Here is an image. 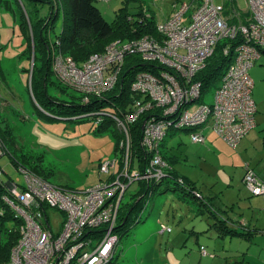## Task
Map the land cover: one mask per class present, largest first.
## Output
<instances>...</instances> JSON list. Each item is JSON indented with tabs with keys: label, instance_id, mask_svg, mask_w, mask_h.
Returning <instances> with one entry per match:
<instances>
[{
	"label": "built area",
	"instance_id": "1",
	"mask_svg": "<svg viewBox=\"0 0 264 264\" xmlns=\"http://www.w3.org/2000/svg\"><path fill=\"white\" fill-rule=\"evenodd\" d=\"M244 1L247 9L239 7L238 0L174 4L170 16L157 24L159 37L116 39L81 65L70 55L53 52V70L59 80L83 95L84 101L90 96L101 98L117 85L129 55L150 63L151 70L140 71L131 85L133 94L139 95L132 109L115 116L124 138L116 156L100 163V175L107 174L106 179L86 189L70 188L22 169L26 184L19 188L14 181L4 183L0 167V185L7 186L3 201L23 220L8 264L110 263L120 241L118 217L131 185L158 182L170 175L172 167L162 153V142L170 130L188 129L193 142L203 143L205 126H210L236 147L256 125L251 69L264 54V0ZM190 9L194 12L187 18ZM222 38H241V42L223 48L226 56L234 55L216 87L215 102L202 103L191 111L190 105L202 100L205 91L203 81L195 77ZM140 121V143L146 153L143 167L134 158L131 134ZM3 155L0 138V160ZM244 181L253 194L264 195V181L254 170L247 168ZM152 196L148 193L146 202Z\"/></svg>",
	"mask_w": 264,
	"mask_h": 264
},
{
	"label": "rangeland",
	"instance_id": "2",
	"mask_svg": "<svg viewBox=\"0 0 264 264\" xmlns=\"http://www.w3.org/2000/svg\"><path fill=\"white\" fill-rule=\"evenodd\" d=\"M126 1L132 11L144 6L157 22L174 11V4L191 2L98 0L96 5L112 23ZM238 3L247 7L244 0ZM193 12L190 9L186 17ZM61 24L62 17L58 27ZM26 39L17 17L0 3V120L5 125L8 123L14 134L13 141L6 142L7 150L14 157L6 153L0 160L5 173L3 179L14 181L21 188L26 184L22 169L29 171L27 168L40 164L47 180L54 184L80 189L94 186L101 178L108 177L107 174L101 177L99 166L116 156L115 132L119 129L113 123L103 131L90 117L80 120L56 117L39 109L27 86L28 78L31 85L35 53L32 66V59L29 61L26 57ZM53 56L51 53L52 60ZM54 74L58 78L56 71ZM251 75L252 95L258 110L256 125L236 147L217 136L210 126H205L206 142L203 143L193 142L191 131L183 130L169 132L164 141L165 148L177 159L175 170L195 184L194 193L198 198L214 197V204L224 210L222 215L214 208L211 211L200 206L199 200L182 196V192H155L149 198L142 220L131 222L127 233L121 236L113 263L109 264H264V195L253 194L244 181L247 168L264 181V54L253 66ZM53 81H48L47 88L60 98L70 100L74 99L73 94H79L64 91L55 78ZM215 95L216 87L205 90L202 100L195 101L189 109L195 111L202 103L213 104ZM15 158L27 168H17L12 160ZM137 186L135 183L130 187L124 203L134 201L131 193ZM226 217L245 223L247 226L239 229L246 234L221 237L227 234L219 233L214 224L216 219Z\"/></svg>",
	"mask_w": 264,
	"mask_h": 264
},
{
	"label": "trees",
	"instance_id": "3",
	"mask_svg": "<svg viewBox=\"0 0 264 264\" xmlns=\"http://www.w3.org/2000/svg\"><path fill=\"white\" fill-rule=\"evenodd\" d=\"M97 1L0 0V3H4L5 7L11 10L19 20L20 28L27 38L26 57L29 61L32 59L34 41L35 64L31 75V85H29L28 78L27 86L28 88L30 87L29 90H31L33 98L37 100L39 109L51 113L56 117H75L77 120L90 117L104 131L108 130L111 124L116 123L115 116L132 109V103L139 95L133 94L131 85L140 71L151 70L150 63H141L139 62L141 61V57L129 55L126 57L117 85L111 91L104 94L103 97L90 96L88 101H84L83 95L79 93L77 95L73 94L74 99L66 100L50 93L47 88L48 81L52 82L55 78L64 91L73 90L67 85L62 84L55 76L51 53L53 54L54 50H56L55 52L60 51L63 54L72 56L81 65L90 55L103 52L106 46L116 39H137L145 35L159 37V32L157 30V19L152 13L148 14V9L144 6L141 5L139 9L132 11L128 1H126L120 12H118L116 19L110 23L96 5ZM61 17L62 24L58 27ZM234 21H237V19L235 18ZM240 42L241 38H236V41L234 39L222 38L218 42L214 54L207 60L206 66L200 71L197 78L195 77V79L203 81L204 90L217 87L228 64L232 62L233 58L231 56L234 55V52L226 56L223 48L227 44H231L232 48L237 47ZM30 68L28 69V73H30ZM4 122V120H0V138L3 151L4 154L10 153L14 157L7 150L6 143L8 140L13 141L14 134L12 129H10V125L8 123L5 125ZM3 125L5 128L2 127ZM181 130L189 132L188 129ZM175 131L177 130H170L169 132ZM131 134L133 138L134 158L137 160L138 165L143 167L146 161V153L140 143L142 121L133 127ZM115 137L117 139L116 149L118 151L120 141L124 137L119 131L115 132ZM164 141L162 142V153L163 157L172 167L170 175L158 182H136L138 186L131 193L134 201L130 204L124 203L118 217L116 232H118L120 238L123 234L127 233L131 222L138 223L142 220L143 212L150 202H146L148 193L154 195L155 192H182V196H190L195 200H199V204L202 207L211 211L214 208V211L219 212L221 215L224 212V210L214 204V197H197L194 193L197 190L195 184L175 170L174 163L177 159L165 148ZM12 160L17 168H27L16 158ZM27 169L36 175L44 176L43 178L46 177L45 179H48L40 164ZM4 183L6 182L4 181ZM62 186L69 187L67 185ZM22 187H25V185H22ZM6 193L7 186L0 185V264H8L10 261L11 251L21 237L20 227L23 223L16 210L3 201V195ZM229 220V217H226L225 220L224 218L222 220L216 219L217 223L214 224L215 229L222 235L227 234L231 237H236V234L239 236L246 234V232L239 229V226L245 228L247 226L245 223L242 221L236 222L235 226ZM113 260L114 258L110 263H113Z\"/></svg>",
	"mask_w": 264,
	"mask_h": 264
},
{
	"label": "crops",
	"instance_id": "4",
	"mask_svg": "<svg viewBox=\"0 0 264 264\" xmlns=\"http://www.w3.org/2000/svg\"><path fill=\"white\" fill-rule=\"evenodd\" d=\"M239 7H241L242 9H247V8H248V6H247V7H244V6H242L241 4H240ZM170 14H171V13H170ZM170 14H169V15H170ZM169 15H167V16L164 18V20L167 19V18L169 17ZM244 17H246V16H244ZM256 63H257V62H256ZM252 69H253V68H252ZM252 69H251V70H252ZM253 80H254V79H253ZM229 222H230L231 224H233V225L236 226V220H234V219H230ZM227 236H228V235H226V236H221V237H224V238H225V237H227ZM230 237H231V236H230ZM214 256H215V254H212V257H211V258H214V260H215L216 257H214Z\"/></svg>",
	"mask_w": 264,
	"mask_h": 264
},
{
	"label": "water",
	"instance_id": "5",
	"mask_svg": "<svg viewBox=\"0 0 264 264\" xmlns=\"http://www.w3.org/2000/svg\"><path fill=\"white\" fill-rule=\"evenodd\" d=\"M34 53H35V47H34V41H33V58H32V66H33V63H34Z\"/></svg>",
	"mask_w": 264,
	"mask_h": 264
},
{
	"label": "bare ground",
	"instance_id": "6",
	"mask_svg": "<svg viewBox=\"0 0 264 264\" xmlns=\"http://www.w3.org/2000/svg\"><path fill=\"white\" fill-rule=\"evenodd\" d=\"M136 79H137V78H136ZM136 79H135V80H136ZM135 80H134V81H135ZM132 85H133V84H132ZM194 101H195V99H193V100L191 101V103H193ZM200 127H201V125H198V126H196V127L194 128V130H196L197 128H200Z\"/></svg>",
	"mask_w": 264,
	"mask_h": 264
}]
</instances>
